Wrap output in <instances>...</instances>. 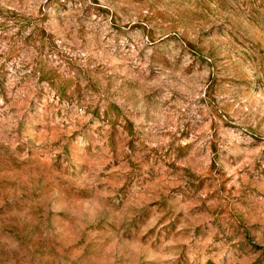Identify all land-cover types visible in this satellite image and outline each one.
I'll return each instance as SVG.
<instances>
[{"label":"rangeland","instance_id":"374dc122","mask_svg":"<svg viewBox=\"0 0 264 264\" xmlns=\"http://www.w3.org/2000/svg\"><path fill=\"white\" fill-rule=\"evenodd\" d=\"M0 264H264V0H0Z\"/></svg>","mask_w":264,"mask_h":264}]
</instances>
